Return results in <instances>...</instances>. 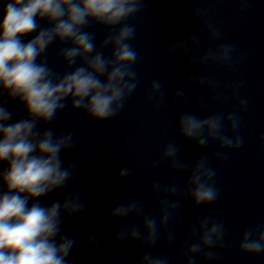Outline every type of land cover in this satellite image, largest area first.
Here are the masks:
<instances>
[{"label": "clouds", "instance_id": "1", "mask_svg": "<svg viewBox=\"0 0 264 264\" xmlns=\"http://www.w3.org/2000/svg\"><path fill=\"white\" fill-rule=\"evenodd\" d=\"M218 3L220 0H213ZM236 11L246 14L252 0H234ZM146 0H0V264H69L76 240L63 231L64 224L85 210L78 192L63 199L42 204L41 199L64 190L74 176L73 164L65 165L62 153L71 151L76 141L72 132H57L52 124L66 108L97 122L117 117L135 93L139 80L134 69L138 53L131 41L136 27L129 23L144 11ZM215 9L195 7L189 20L197 22L214 46L201 55H192L200 45V35L192 34L170 44L169 56H182L188 64L201 68H220L233 73L243 57L236 47L223 40L219 21L212 19ZM105 29L99 45L93 27ZM28 37H31L30 39ZM59 46L56 58L66 71L61 75L49 65L47 52ZM109 54L106 55L105 52ZM244 81L224 83L207 75H193L186 87L207 92L211 101L224 110L201 117L183 112L176 119V135L197 149L216 146L211 158L201 156L191 166L181 158L179 145L171 140L161 146L158 158L149 166L167 163L170 172H187L183 187L156 182L151 193L159 198L156 215L148 214L139 200L119 193V201L109 213L124 224L113 236L117 243H138L153 249L163 240L174 246L173 229L185 222L178 215L184 199L194 207L214 204L220 196L217 168L212 161L223 162L227 153L241 149L242 115L249 101L240 95ZM172 101L201 104L202 95L189 97L183 87L172 94ZM166 100L163 85L153 80L145 98L154 109ZM24 112L19 118L9 105ZM168 129H164L167 135ZM264 144V135L259 137ZM111 159L116 161L119 154ZM132 170L123 167L117 182H124ZM31 201V203H30ZM87 243L100 245L96 233ZM226 247L222 221L205 215L188 224L178 258L182 264H217ZM238 252L264 254V224L247 228L240 236ZM135 264H171L164 254L145 251Z\"/></svg>", "mask_w": 264, "mask_h": 264}]
</instances>
